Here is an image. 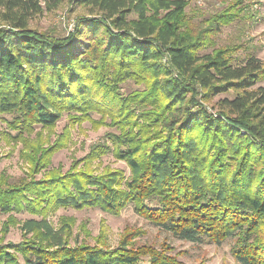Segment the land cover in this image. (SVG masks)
I'll return each mask as SVG.
<instances>
[{
  "label": "trees",
  "instance_id": "trees-1",
  "mask_svg": "<svg viewBox=\"0 0 264 264\" xmlns=\"http://www.w3.org/2000/svg\"><path fill=\"white\" fill-rule=\"evenodd\" d=\"M63 2L87 9L72 32L28 26ZM236 5L196 29L184 0H0V115H11L3 120L30 170L12 183L0 179V214L32 216L20 224V241L0 238V264H187L169 245L136 244L133 231L114 247L72 244L47 220L55 207L118 214L129 204L178 239L232 238L238 264H264V60L240 61L235 46L215 47L212 38ZM128 80L142 89L123 94ZM230 91L214 113L200 102ZM63 115L114 127L106 138L129 176L77 168L79 161L36 177L64 142L42 147L28 135ZM109 150L94 144L82 161Z\"/></svg>",
  "mask_w": 264,
  "mask_h": 264
},
{
  "label": "rangeland",
  "instance_id": "rangeland-1",
  "mask_svg": "<svg viewBox=\"0 0 264 264\" xmlns=\"http://www.w3.org/2000/svg\"><path fill=\"white\" fill-rule=\"evenodd\" d=\"M184 1L186 2L184 9L186 17L196 29L203 27L204 22L227 5L236 3L234 11L238 10L237 14H233L228 24L220 25L212 36L215 47L235 46V55L240 61L247 54H253L264 60V0ZM86 13L87 9L83 7L71 8L63 2L54 9L43 10L33 15L28 26L37 31L64 36L74 30L76 16ZM257 85L264 86V80L258 82ZM137 89H142V86L132 80L120 85L123 94ZM233 95L234 92L231 91L219 93L211 101L200 100V102L209 112L214 113L216 111L214 102L217 99L225 96L230 98ZM4 118L10 119L11 115H0V179L3 177L12 183L28 174L30 170L22 141L12 137L14 132H8L11 130L6 126ZM92 118L98 120L99 116L93 114ZM111 132H115L114 127L94 124L91 120L72 124L66 115H63L52 127H37L28 135L30 141L37 140L36 142L41 143L42 147H47L56 140H60L64 142V146L51 155L49 166L35 176L40 177L44 171L49 170L64 173L80 161L77 168H89L97 173L106 169H120L124 172V176L128 177L129 167L124 160L114 156L112 144L106 138L107 133ZM94 144L108 145L110 150L98 156L89 157L86 162H83L82 160L88 157L90 148ZM9 214L12 215L10 218ZM9 214H0V238L4 242L16 243L23 238V232L20 229L21 222L32 216L26 212ZM47 220L55 228H62L66 234L68 233L72 244L73 242H85L114 247L126 232L133 231L136 233L133 237L136 244H148L154 248H159L161 244L169 245L174 252L179 253L178 259L187 264H238L230 250L234 242L232 238H227L220 244L196 243L178 239L136 213L132 204L122 208L118 214H110L98 207L82 209L55 207L47 215Z\"/></svg>",
  "mask_w": 264,
  "mask_h": 264
}]
</instances>
